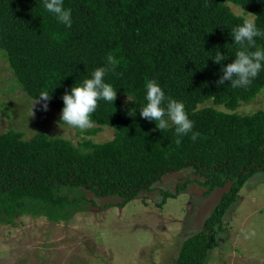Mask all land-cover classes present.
Masks as SVG:
<instances>
[{
    "label": "trees",
    "instance_id": "trees-1",
    "mask_svg": "<svg viewBox=\"0 0 264 264\" xmlns=\"http://www.w3.org/2000/svg\"><path fill=\"white\" fill-rule=\"evenodd\" d=\"M63 7L71 9V27L48 12L44 0H0V57L15 89L35 101L47 91L48 107L57 113L62 96L105 66L108 53L122 58L104 77L117 91L114 103L98 101L95 126L84 132L94 136L106 127L111 139L81 138L74 145L43 132L28 139L13 129L1 133L0 225L15 226L21 216L65 222L86 212L85 192L99 200L115 198L121 209L179 172L185 174L182 183L173 193L160 190L157 207L188 185L205 197L224 189L172 261L206 264L223 243L218 244L222 218L237 193L253 175L264 173V110L236 113L239 104L257 95L264 99V66L246 88L216 84L239 50L232 30L248 15L264 32V0H63ZM255 40L264 49V36ZM217 51L225 55L220 64L212 60ZM153 79L166 97L183 103L193 132L200 134L195 141L191 132L177 137L175 126L159 130L140 116L146 81Z\"/></svg>",
    "mask_w": 264,
    "mask_h": 264
},
{
    "label": "rangeland",
    "instance_id": "rangeland-1",
    "mask_svg": "<svg viewBox=\"0 0 264 264\" xmlns=\"http://www.w3.org/2000/svg\"><path fill=\"white\" fill-rule=\"evenodd\" d=\"M227 4L231 12L241 15L238 7ZM257 110H264L261 95L239 104L236 113L246 116ZM60 119L61 113L49 107L43 110L41 102L35 103L15 89L0 57V134L13 129L28 139L43 132L74 145L81 138L93 143L111 139L109 128L87 136L86 130L71 129ZM184 175L178 172L163 177L151 191L121 209L114 206L119 202L115 198L99 200L85 192L86 212L65 222L21 216L15 218V226L0 225V264H172L180 242L201 228L224 191L216 189L205 197L196 186L188 185L157 207L159 191L173 193ZM222 228L218 244L223 243L212 250L206 264H264V173L245 182L223 216Z\"/></svg>",
    "mask_w": 264,
    "mask_h": 264
},
{
    "label": "clouds",
    "instance_id": "clouds-1",
    "mask_svg": "<svg viewBox=\"0 0 264 264\" xmlns=\"http://www.w3.org/2000/svg\"><path fill=\"white\" fill-rule=\"evenodd\" d=\"M44 7L60 23L71 27V9L63 7V0H44ZM259 36H264V32L257 29L254 19H244L241 25L232 30L234 43L239 46V50L236 51L233 62L222 67L223 75L216 81L218 87L224 85L225 81H229L233 88H246L257 77L264 66L262 65L264 49L257 47L255 40V37ZM53 38L59 39L56 34H53ZM121 60L122 58L118 59L115 53H108L105 66L96 68L91 78L84 79L80 85L72 86L70 93L66 92L62 96L64 106L60 123L82 132L95 126L92 114L98 107V101L105 100L114 103L116 99L117 91L111 84L104 81V77L109 71L114 72L120 66ZM212 60L220 64L225 60V55L217 51ZM145 87L147 103L139 112L140 116L149 121H155L156 128L159 130L164 131L175 126L177 137H183L191 132L190 138L195 141L200 134L193 132L194 122L188 118L183 103L166 97L161 86L154 79L147 80ZM50 99L51 95L43 91L35 103L44 101L43 110L46 111L47 102ZM176 143L179 145L181 140L177 139Z\"/></svg>",
    "mask_w": 264,
    "mask_h": 264
}]
</instances>
